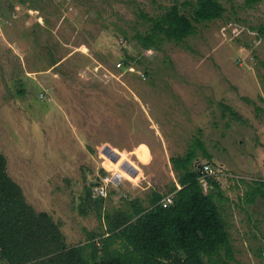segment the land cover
<instances>
[{"label": "rangeland", "instance_id": "1", "mask_svg": "<svg viewBox=\"0 0 264 264\" xmlns=\"http://www.w3.org/2000/svg\"><path fill=\"white\" fill-rule=\"evenodd\" d=\"M195 2L0 0V151L27 201L60 222L69 246L107 228L95 211L97 179L120 175L103 212L128 210L133 199L149 206L154 191L168 195L178 182L170 157L200 138L196 161H209L208 152L223 192L231 264H264V201L245 200L264 180V0H223L224 16L197 24L183 43H139L147 15L174 4L189 13ZM126 56L139 72L117 66Z\"/></svg>", "mask_w": 264, "mask_h": 264}, {"label": "trees", "instance_id": "2", "mask_svg": "<svg viewBox=\"0 0 264 264\" xmlns=\"http://www.w3.org/2000/svg\"><path fill=\"white\" fill-rule=\"evenodd\" d=\"M260 1L245 0V5L252 7ZM225 12L223 0H196L189 13L174 4L159 17L147 15L150 31L136 38L144 48L157 46L163 39L180 44L196 32L197 24L220 19ZM259 31H264V25ZM130 59L134 57L126 56L125 64ZM221 105L225 114L237 115L232 106ZM196 146L204 149L200 138L184 155L170 157L178 182L170 187L169 192L175 194L169 206L162 205L165 194L154 191L149 206L133 199L128 210L112 214L102 210L108 194L98 195L95 211L107 228L99 234L90 233L87 242L73 246L51 213L39 211L27 201L0 151V264H231L235 254L231 234L217 201L223 192L212 178L208 181L218 192L204 190L196 167ZM204 157L211 160L207 151ZM98 181L94 186L101 183ZM94 188L88 189L86 199H93ZM259 198L264 201L261 178L254 180L245 194L249 204Z\"/></svg>", "mask_w": 264, "mask_h": 264}, {"label": "built area", "instance_id": "3", "mask_svg": "<svg viewBox=\"0 0 264 264\" xmlns=\"http://www.w3.org/2000/svg\"><path fill=\"white\" fill-rule=\"evenodd\" d=\"M123 61H118L117 62V66L121 67V66H125L127 65V69H131V70H135L136 72L139 70H137V68L133 69L132 66H130L133 62L130 61L129 64H125L124 62V58L122 59ZM133 72V71H132ZM146 71L144 72H140L139 74L145 79L146 78ZM42 97H44V94H42ZM196 167L199 169L200 171V177H201V181L204 180H208L209 178H213L215 177L216 173L212 170V163L206 160H198L196 161ZM120 177V175L117 176H105V178L101 179V183L95 187V190L101 195V196H106L107 195V187L113 183L114 180L118 181V178ZM106 188V194H104ZM174 194L175 192H170V194L165 195L162 199V205L164 207L169 206L173 200H174Z\"/></svg>", "mask_w": 264, "mask_h": 264}]
</instances>
